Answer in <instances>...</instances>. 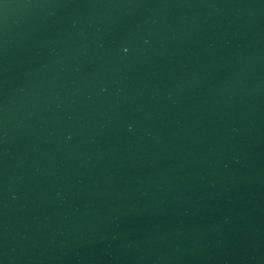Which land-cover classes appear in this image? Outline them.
Listing matches in <instances>:
<instances>
[{"label": "water", "instance_id": "obj_1", "mask_svg": "<svg viewBox=\"0 0 264 264\" xmlns=\"http://www.w3.org/2000/svg\"><path fill=\"white\" fill-rule=\"evenodd\" d=\"M240 0H0V264H64Z\"/></svg>", "mask_w": 264, "mask_h": 264}]
</instances>
